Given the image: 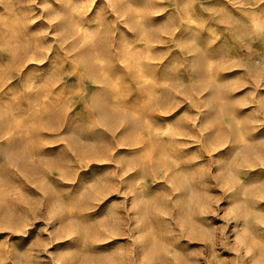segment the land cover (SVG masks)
I'll list each match as a JSON object with an SVG mask.
<instances>
[{
	"label": "clouds",
	"instance_id": "obj_1",
	"mask_svg": "<svg viewBox=\"0 0 264 264\" xmlns=\"http://www.w3.org/2000/svg\"><path fill=\"white\" fill-rule=\"evenodd\" d=\"M0 264H264V0H0Z\"/></svg>",
	"mask_w": 264,
	"mask_h": 264
}]
</instances>
